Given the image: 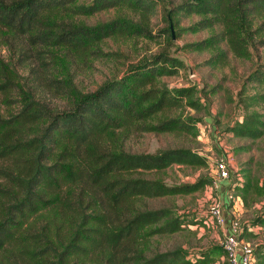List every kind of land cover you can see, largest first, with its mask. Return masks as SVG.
<instances>
[{"label":"trees","instance_id":"trees-1","mask_svg":"<svg viewBox=\"0 0 264 264\" xmlns=\"http://www.w3.org/2000/svg\"><path fill=\"white\" fill-rule=\"evenodd\" d=\"M165 2L0 0V33L25 36L32 44L65 48L82 57L116 35L166 34L173 44L174 13L205 15L190 26L193 31L223 26L221 32L182 49L200 51L225 41L235 55L248 54L255 46L251 36L264 30V0H185L171 9L164 5L166 27L157 33L130 18L91 25L73 20L120 7L147 19ZM258 43L264 46V39ZM217 55L220 62L227 58L226 51ZM183 67L181 59L163 51L128 66L120 77L105 80L94 91L82 92L53 79L63 84L56 89L68 97L60 108L36 98L31 85L22 89L0 61L1 96L8 100L13 88L19 91L16 110L4 114L0 108V264L208 263L205 251L200 260H191L181 247L160 251L150 244L153 236L181 230L183 220L172 206H150L149 201L189 194L207 183L200 178L167 184L161 172L174 164L201 166L204 157L187 147L154 152L125 147L132 131L193 132L199 119L174 112L185 106L201 108L196 88L169 87L160 80ZM248 80L264 86V68L251 72ZM243 102L245 110L252 102L264 105V92ZM227 130L254 140L263 135L264 120L245 111L243 120ZM236 188L246 191L245 185ZM250 224L264 225V208ZM253 255L264 264V245L253 248Z\"/></svg>","mask_w":264,"mask_h":264},{"label":"rangeland","instance_id":"rangeland-1","mask_svg":"<svg viewBox=\"0 0 264 264\" xmlns=\"http://www.w3.org/2000/svg\"><path fill=\"white\" fill-rule=\"evenodd\" d=\"M182 1L185 0H166L147 19H142L128 7H120L90 17H74L73 20L91 25L119 17L130 18L134 22H144L148 29L157 33L166 27L163 6L171 9ZM205 17L198 13L172 14L173 44L166 40V34L155 38L116 35L87 49L82 57H76L65 48L32 44L25 36H13L3 31L0 33V61L14 75L15 82L22 85V89H25L24 84L31 85L36 98L61 108L66 105L68 97L58 92L56 87L60 83L53 79L82 92H90L105 80L120 77L128 66L158 52L165 51L181 59L184 67L175 75L163 76L160 80L169 87L196 88L195 97L200 100L201 108L196 110L185 106L174 112L197 117L199 121L195 129L193 132L161 134L132 131L125 141V147L138 152L187 147L204 157L205 163L201 166L174 164L161 172L167 184L192 183L200 178L207 180V183L189 194L149 201L150 206H172L176 215L183 220L181 230L153 236L150 244L160 251L181 247L191 260H200L201 252L205 251L209 256L207 264H232L225 247L227 231L211 216L210 208L214 203L222 204V194L226 196L230 190L233 197L231 201L227 200L225 216L238 221L242 227L247 224L246 230H241L244 233L241 238L253 248L264 245V225L250 224L264 208V133L252 140L235 136L227 130L243 120L245 111L258 113L264 120L262 103L252 102L245 110L243 102L247 96L264 92L263 85L248 80L251 72L264 68V46L258 43V40L264 39V30L257 37L251 36L255 46H250L248 54L235 55L225 41L219 46L200 51L180 48L223 30L220 24L198 31L190 28ZM220 50L227 52L223 62L218 60ZM18 93V89L13 88L7 94L8 100L0 94V108L4 114L16 110ZM221 160L229 166V180L219 177L217 165ZM224 181L228 185L222 186ZM244 185V192L236 188ZM255 258V264H260Z\"/></svg>","mask_w":264,"mask_h":264},{"label":"built area","instance_id":"built-area-1","mask_svg":"<svg viewBox=\"0 0 264 264\" xmlns=\"http://www.w3.org/2000/svg\"><path fill=\"white\" fill-rule=\"evenodd\" d=\"M217 171L220 179L229 180V166L223 160L218 163ZM226 196L231 201L233 195L230 190L226 192ZM225 207L223 206V202L222 204L214 203L210 208V214L215 217L217 223L225 226V230L227 231L225 247L232 264H255L253 247L241 238L243 227L238 221L227 217V215L225 216Z\"/></svg>","mask_w":264,"mask_h":264},{"label":"crops","instance_id":"crops-1","mask_svg":"<svg viewBox=\"0 0 264 264\" xmlns=\"http://www.w3.org/2000/svg\"><path fill=\"white\" fill-rule=\"evenodd\" d=\"M226 185H228L227 184V182L226 181H224L223 183H222V186H226ZM225 193H223L222 194V198H221V200H222V202H223V205L225 206L226 205V203H227V197L224 195ZM226 208V207H225Z\"/></svg>","mask_w":264,"mask_h":264}]
</instances>
